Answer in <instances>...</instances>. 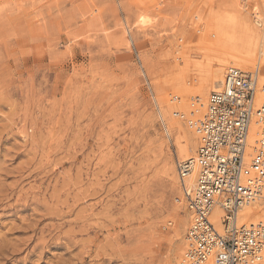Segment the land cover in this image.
<instances>
[{
    "label": "rangeland",
    "instance_id": "374dc122",
    "mask_svg": "<svg viewBox=\"0 0 264 264\" xmlns=\"http://www.w3.org/2000/svg\"><path fill=\"white\" fill-rule=\"evenodd\" d=\"M255 5L0 0V264H178L189 121Z\"/></svg>",
    "mask_w": 264,
    "mask_h": 264
},
{
    "label": "built area",
    "instance_id": "2783aa9c",
    "mask_svg": "<svg viewBox=\"0 0 264 264\" xmlns=\"http://www.w3.org/2000/svg\"><path fill=\"white\" fill-rule=\"evenodd\" d=\"M258 70H227L222 87L210 95L193 156L179 161L182 201L190 213L185 260L191 264H257L264 252V224L243 225L239 214L264 191V100L256 104ZM252 119L258 139L249 144ZM252 152L251 159L246 156ZM193 177L194 183L189 179ZM221 211V230L213 223Z\"/></svg>",
    "mask_w": 264,
    "mask_h": 264
},
{
    "label": "bare ground",
    "instance_id": "6f19581e",
    "mask_svg": "<svg viewBox=\"0 0 264 264\" xmlns=\"http://www.w3.org/2000/svg\"><path fill=\"white\" fill-rule=\"evenodd\" d=\"M245 6H246V4H245ZM261 6H262L261 8H259L256 5L254 7V13H253V17H252L253 23L250 19L249 13H246L245 16H242L241 12L238 14L239 16H238L237 25H238V30H239V33L241 36V45H242L243 52L241 54H238V55L232 57L231 59L226 60L225 62H223V61L218 62L217 68H215V67L210 68L208 71V81L206 82V84L203 85V87H208L209 85H211L213 88V91H216L222 87V84L225 81V77H226V73H227L228 69L238 68V69L244 70V68L251 66L250 64L253 61V58L255 56L254 53L257 51V49L259 47V36L257 33V28L260 29L262 42L264 43V0H262ZM260 58H261V60H259V62L256 65V68L254 70V72L256 71V69L258 70V74L256 77L257 91H256V97H255L257 105L260 104L264 100V50H263ZM211 93H210V95H211ZM210 95L208 96V99H207L206 112H207V107L209 105ZM199 98L203 101V95L202 94L199 96ZM196 119H193L194 125L196 123H198L197 121L201 120V119H197V120ZM192 127H194V126H192ZM195 130L197 133L198 129L195 128ZM258 130H259V125L256 123L255 119H252V123H251V127H250V133H249V144L251 146H254L257 143V139H258L257 135L259 132ZM198 137H200V136H198ZM194 149L189 147V146H185L181 149V153L183 154V157L188 158L189 156L191 157L194 155V153L196 152L195 151L192 154ZM252 155L253 154L251 151H247L246 156L249 160L251 159ZM188 181L190 184L194 183L193 177H191ZM262 197L264 198V191L258 199H261ZM257 200L253 204H251L250 206L242 209V211L239 214V223L240 224L256 225V224H253L254 220H256L258 217L264 216L263 209H262V206L260 203L261 200H258V201ZM220 213H221V211L219 209H216L214 214L212 215L213 223L215 224V226L218 230H221L220 219H219ZM249 222L251 224H248ZM189 226H190V224H189ZM185 238L187 240V236ZM185 253H186V250L184 252V255L179 256L178 264H191L185 260ZM260 261H264V252L261 254V260ZM207 264H210V263H207Z\"/></svg>",
    "mask_w": 264,
    "mask_h": 264
}]
</instances>
